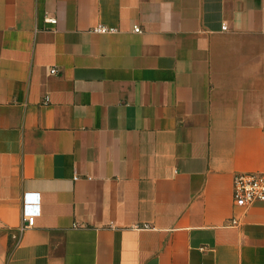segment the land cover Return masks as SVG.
<instances>
[{
	"label": "crops",
	"instance_id": "0c3cea01",
	"mask_svg": "<svg viewBox=\"0 0 264 264\" xmlns=\"http://www.w3.org/2000/svg\"><path fill=\"white\" fill-rule=\"evenodd\" d=\"M251 170L264 0H0V264H264Z\"/></svg>",
	"mask_w": 264,
	"mask_h": 264
},
{
	"label": "built area",
	"instance_id": "2783aa9c",
	"mask_svg": "<svg viewBox=\"0 0 264 264\" xmlns=\"http://www.w3.org/2000/svg\"><path fill=\"white\" fill-rule=\"evenodd\" d=\"M48 21L55 23V17H48ZM226 26H224L225 28ZM117 28L105 24L94 26L95 32H114ZM135 31H141L139 26L134 28ZM52 73L57 71L51 68ZM232 192L234 202L237 206L247 207L256 203H264V170H251L237 172L233 177ZM41 199L39 192H24L22 200V225L21 229L33 226L36 217L40 214ZM236 218H231L230 224H237Z\"/></svg>",
	"mask_w": 264,
	"mask_h": 264
}]
</instances>
